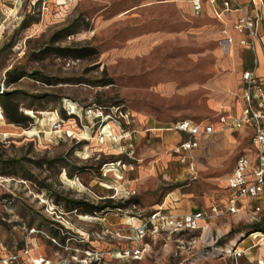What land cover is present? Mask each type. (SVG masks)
Instances as JSON below:
<instances>
[{"label": "rangeland", "instance_id": "obj_1", "mask_svg": "<svg viewBox=\"0 0 264 264\" xmlns=\"http://www.w3.org/2000/svg\"><path fill=\"white\" fill-rule=\"evenodd\" d=\"M215 24L156 0H0V264H264L255 202L206 229L138 232L161 208L224 210L253 150L210 99L235 66L263 71L264 48L233 52ZM185 119L230 136L195 169L176 151Z\"/></svg>", "mask_w": 264, "mask_h": 264}, {"label": "built area", "instance_id": "obj_2", "mask_svg": "<svg viewBox=\"0 0 264 264\" xmlns=\"http://www.w3.org/2000/svg\"><path fill=\"white\" fill-rule=\"evenodd\" d=\"M215 1L212 0V2ZM258 2L252 0V4L257 10L254 16L249 14L247 7L239 4L237 0H224L222 7L214 10L216 17L219 19L224 14L232 11L241 13V16L234 23L233 29L244 36L240 40V45L255 52L256 55L258 44L262 42L259 28L264 16V0H258ZM193 5L197 12L201 10V0H194ZM221 33L229 46H232L234 39L230 36L228 28H223ZM256 64H258L257 59ZM256 67L257 65L254 68L245 70L242 74V97L246 104L245 112L237 117L226 113V107L223 106L218 114V121L224 129L232 131L249 129L253 146L250 154L237 159L228 177L230 194L224 210L217 205H212L209 214L205 210L176 214L161 208L141 220L138 227L140 234L144 235L148 230L155 232L165 230L177 233L206 229L208 226L207 220L216 219L225 213H240L244 207L254 202L253 210L255 213L264 211V205L258 203L259 200L264 199V77L257 75ZM174 129L188 136V139L182 141L176 151L184 154L183 161L189 156V167L194 169L191 152L199 147L200 137L213 133L214 127L211 122H196L185 119L177 122ZM203 221L206 224L203 225Z\"/></svg>", "mask_w": 264, "mask_h": 264}, {"label": "crops", "instance_id": "obj_3", "mask_svg": "<svg viewBox=\"0 0 264 264\" xmlns=\"http://www.w3.org/2000/svg\"><path fill=\"white\" fill-rule=\"evenodd\" d=\"M193 1L194 0H156V2L159 5H162L165 7H171V8H175L179 10L189 11V13L195 17L211 18L212 20L216 21V24L214 26L212 25L213 28L215 27L212 30L213 32H211L210 30L211 34L218 36L221 33V30L227 27L229 30L230 36L233 37L234 39V44L232 45L233 52L235 51L234 50L235 47L236 48H246V47L240 46V40L244 36L241 34H238L233 29L234 23L241 16V13L239 11H232V12L226 13L221 19H219L216 17L214 10L221 8L224 0H216L215 2H212V0H201V10L199 12H197L194 9ZM237 1L239 4L245 5L247 7L249 14H251L252 16L256 15L257 10L255 9V6L252 4V0H237ZM255 1L259 3L258 0H255ZM151 3L152 2H147V5ZM259 30L262 36V42L258 44L257 49L258 50L260 49L262 51L263 46H264V16H263V19L261 20ZM247 69H251V68L242 69L240 65H238L237 67L235 66L234 68H232L230 72H228L225 75L223 79L212 83V85L216 88L215 89L216 91L214 90V93L216 94L210 99V101L212 102V105L214 106L215 109H219L218 113L220 112L223 106L226 107L225 109L226 113L237 116V117L241 116L245 112L246 104L242 97V92H243L242 74ZM256 73L258 76L264 77V70L260 71L258 64L256 67ZM223 130H227V129L223 128ZM221 132L222 131L216 130L214 128L213 133L200 137L199 147L195 148L191 152V155L194 161V169H195L194 152L202 149V146L204 143L211 142L212 140L220 136ZM221 135L224 137L226 141L230 139L229 134H221ZM189 170L191 169L189 168ZM244 203H246V201H244ZM258 203L264 204V199L259 200ZM245 209L246 207L243 208V210ZM187 212H195V211L189 210L183 213H187Z\"/></svg>", "mask_w": 264, "mask_h": 264}, {"label": "trees", "instance_id": "obj_4", "mask_svg": "<svg viewBox=\"0 0 264 264\" xmlns=\"http://www.w3.org/2000/svg\"><path fill=\"white\" fill-rule=\"evenodd\" d=\"M249 68H254L253 63L251 64V66ZM8 74H9V77L13 81L17 78V74L14 75V71H10ZM8 95H10V93H7L6 96H8ZM5 100H6V98L3 99V101H5ZM6 116L9 119L10 122L17 123V124H25L26 121L29 119L26 116H22L21 114H18L17 112H12V111L7 110V109H6ZM104 208L105 207H96L95 210H101V209H104ZM255 226L257 228H259L260 230L264 231V227L263 226H261L259 224H256Z\"/></svg>", "mask_w": 264, "mask_h": 264}]
</instances>
